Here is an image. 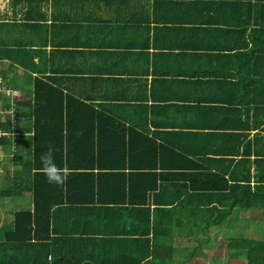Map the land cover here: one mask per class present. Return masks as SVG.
Returning <instances> with one entry per match:
<instances>
[{"label": "crops", "instance_id": "1", "mask_svg": "<svg viewBox=\"0 0 264 264\" xmlns=\"http://www.w3.org/2000/svg\"><path fill=\"white\" fill-rule=\"evenodd\" d=\"M251 1L0 0V106L12 105V114L0 113L1 119L11 118L15 128L28 123L13 111L32 100L37 70L31 59L48 68L50 41L66 32L75 53L66 56L65 72L83 76L71 89L116 124L109 133L100 130L96 153L90 151L93 166L82 168L95 175L72 179L73 196L50 230L48 264H70L66 256L74 253L83 259L73 264H136L145 255V237H154L148 258L153 264H192L199 249L216 247L220 239L228 251L230 215L224 221L220 210L230 202V185L250 180L255 193L264 174V118L255 116L264 105V85L248 91L250 77L238 67L252 57L264 70V7ZM252 78L258 83L264 75ZM243 121L247 128L236 125ZM139 132L160 143L153 151L156 175L147 174L156 169L155 154L138 159L135 147H127L124 156L110 144L115 136L143 139ZM32 133L14 130L13 139L24 138L14 149L28 153L25 139ZM107 147L113 150L108 156ZM5 155L0 147L4 171ZM102 161L109 174L97 173ZM156 176L157 187L144 193ZM10 198L21 205L3 220L0 243L14 212L33 204L30 192ZM245 211L236 206L232 216ZM206 228L211 231L203 233ZM38 253L30 245L27 254ZM31 261L7 262L0 249V264Z\"/></svg>", "mask_w": 264, "mask_h": 264}, {"label": "trees", "instance_id": "2", "mask_svg": "<svg viewBox=\"0 0 264 264\" xmlns=\"http://www.w3.org/2000/svg\"><path fill=\"white\" fill-rule=\"evenodd\" d=\"M239 2L240 0H231L232 2ZM257 5L264 7V0H256ZM247 5H253L251 0H247ZM167 8L169 5L166 6ZM250 14V13H249ZM251 15V14H250ZM264 18V17H263ZM169 23V21H165ZM41 27V26H40ZM261 32H264V24L261 25ZM62 32L52 37L51 46L54 49L49 54V67L43 66V61L35 62L33 57L31 63L36 67L37 73L34 75V89L32 100L23 101L19 103L14 109V117L19 119H26L28 123L22 127H14L11 118L2 120L0 117V147L5 151V158L8 159V163L15 164V166H22L20 170H11L5 168L0 178V198L17 197L21 196L25 192H30L32 197V207H24L14 212V218L11 221V228L5 232V238L0 243V249L4 256V260L12 262L14 260H20L21 262L32 260V264H48L47 256L49 255V247L47 241L50 237V230L57 228V223L64 208L62 205L64 202L69 201L70 196L69 189L72 190L71 182L79 174L89 175L93 177L95 171L90 168L93 166V160H91L92 153H96L97 143L99 144L100 133L106 129L109 133V128L115 126L111 116L104 111L95 107L91 102L81 99L80 95H76L70 87L71 83H76L77 80L82 78L80 75H72L65 72L67 69L66 59L68 55H73L75 52L69 50L71 40L69 34ZM21 58H25L22 56ZM20 58V59H21ZM259 59L250 57L246 59V62H242V66H238L241 72H246V75L250 77V85L248 91L254 90L261 91V87L264 85V80L254 83L252 76L264 75V70L261 69ZM23 62V60H21ZM49 71V74H42V71ZM82 72V71H80ZM108 81V80H107ZM109 82V81H108ZM253 82V83H252ZM111 83L109 82V85ZM264 102V99H262ZM10 103H4L0 106L1 110L11 109ZM258 107L255 110L256 118H259L261 113V121L264 118V111L258 112L261 108ZM246 116L249 114V107L245 111ZM105 117L106 119H102ZM255 118V119H256ZM257 122V120H256ZM236 125L240 128H247L249 123L243 121L242 123L236 122ZM33 132L26 138L27 144L31 145L28 153L21 152L14 149V144H20L23 137H12L13 132ZM100 130H102L100 132ZM147 132V129H145ZM139 136L133 137L129 140L122 136L112 137L110 144L116 147L132 148L137 150L136 155L140 159V154L144 153L145 158L155 154V158L152 157V161H156L152 164L156 169H150L147 174H155L157 168V154L155 151L160 146V143L156 141L154 137H150L147 134L139 132ZM31 136V137H30ZM121 138V139H120ZM132 142L133 145H128ZM163 147L170 148L167 145L162 144ZM161 145V146H162ZM52 146L54 150L55 160L57 165L62 171L66 172L67 179L64 185L57 186L50 184L42 170L40 162V155L48 150V147ZM79 147L77 149V147ZM152 148V149H151ZM172 148V147H171ZM148 152H142V151ZM152 151V152H149ZM112 148L107 147L104 154H111ZM173 152H177L174 151ZM119 153V151H116ZM115 153V154H116ZM124 156L126 155L125 149L123 150ZM111 156V155H110ZM133 156V153H132ZM148 158V157H147ZM1 163V158H0ZM100 169L97 173L100 175L109 174V168L111 167L105 161L100 164ZM166 164H160L164 167ZM93 168V167H92ZM137 169H132V173L135 174ZM264 172V171H263ZM156 175V174H155ZM155 183L152 186L146 187L144 193L151 191L153 187H157V176ZM248 179V178H247ZM249 180V179H248ZM243 181V180H240ZM256 192L252 193V184L250 180L241 185V183H235L230 185L229 204L220 210L221 217L223 215L224 221H229V232L224 235L228 239V252L229 258L234 257V254L244 255L247 260V264H264V174L262 173L256 180ZM81 188V185L80 187ZM76 194V193H74ZM130 204H134L130 202ZM255 205V209L248 214L245 213V226L240 228V232L233 233L234 229L239 230L235 226V221L239 217L232 216V210L236 206L241 209L250 208ZM12 211V210H11ZM15 211V210H14ZM244 213V214H245ZM240 216V215H238ZM252 222L259 223L257 227L251 228ZM34 239L33 243H30ZM153 238L145 237L146 250L144 256H139L135 259L136 264H139L144 259L145 264H153L148 258L151 255V243ZM157 242V241H155ZM154 243V242H153ZM30 245H36L38 247V255H28L30 253ZM23 254L21 258L20 255ZM70 258V264L79 262L78 256L74 253L73 256H66ZM17 258V259H16ZM57 263L55 260L54 264Z\"/></svg>", "mask_w": 264, "mask_h": 264}, {"label": "rangeland", "instance_id": "3", "mask_svg": "<svg viewBox=\"0 0 264 264\" xmlns=\"http://www.w3.org/2000/svg\"><path fill=\"white\" fill-rule=\"evenodd\" d=\"M0 113L2 115L9 116L12 114V109L11 110L10 109L3 110ZM24 150L29 151L28 149H24ZM5 162H7V161L5 160ZM5 162L3 163V164H6L5 168H9L11 170H14V168L17 167L16 169H19V166H15L11 163H8V162L5 163ZM3 169H4L3 167L0 168V176L2 175V173L4 171ZM1 185H0V187H1ZM20 203L21 202L18 201V199L13 200L10 197H3L2 199L0 198V226L3 225V220L10 217L8 212L12 208L19 207L21 205ZM245 210L248 212V214H250V211L254 210V209L253 208H250V209L245 208ZM241 212H242V210H241ZM241 212H239L238 215H242L243 212L242 213ZM243 215H244V217H246L247 214H243ZM237 217H239V220L235 226L243 229L245 226V219H244V217L242 218L241 216H237ZM257 226H258V223H256V222H252L250 225L251 228L257 227ZM259 227H261V225H259ZM207 230H209V232L211 231L210 228H206L203 233H207ZM238 232H240V229L239 230H237V229L233 230V233L237 234ZM214 239H217V237L216 238L213 237L212 240H214ZM220 240H219V245H217L216 247L214 245L212 248L209 247L205 251L203 249H199L197 252V259L193 258L192 264H247V260L245 259L244 255L242 256L241 254L238 255L236 253L233 255L234 257L229 258L228 257L229 254H228L227 249L226 248H220Z\"/></svg>", "mask_w": 264, "mask_h": 264}, {"label": "clouds", "instance_id": "4", "mask_svg": "<svg viewBox=\"0 0 264 264\" xmlns=\"http://www.w3.org/2000/svg\"><path fill=\"white\" fill-rule=\"evenodd\" d=\"M40 162L42 170L50 184L57 186L65 184L67 174L57 165L52 146H49L48 150L40 155Z\"/></svg>", "mask_w": 264, "mask_h": 264}]
</instances>
